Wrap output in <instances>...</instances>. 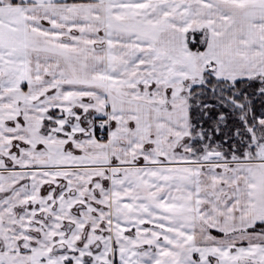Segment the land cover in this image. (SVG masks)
<instances>
[{
	"label": "snow or ice",
	"instance_id": "1",
	"mask_svg": "<svg viewBox=\"0 0 264 264\" xmlns=\"http://www.w3.org/2000/svg\"><path fill=\"white\" fill-rule=\"evenodd\" d=\"M0 264H264V0H0Z\"/></svg>",
	"mask_w": 264,
	"mask_h": 264
}]
</instances>
